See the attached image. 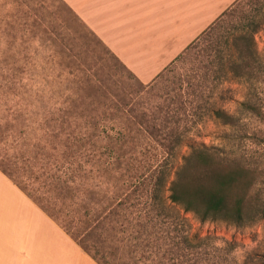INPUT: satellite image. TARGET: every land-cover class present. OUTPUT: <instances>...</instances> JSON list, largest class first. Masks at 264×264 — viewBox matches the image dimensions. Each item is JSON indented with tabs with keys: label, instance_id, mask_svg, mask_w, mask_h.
<instances>
[{
	"label": "rangeland",
	"instance_id": "rangeland-1",
	"mask_svg": "<svg viewBox=\"0 0 264 264\" xmlns=\"http://www.w3.org/2000/svg\"><path fill=\"white\" fill-rule=\"evenodd\" d=\"M261 2L264 4V0ZM257 6L264 13V8ZM247 9L245 14L257 16L254 8ZM245 16L237 14L221 33H225L234 23L247 22ZM255 41L264 63V27L255 34ZM203 49L202 46L193 50L190 55L173 62L152 83L144 84L65 0H0V165H4L9 174L10 164L17 170L13 179L5 175L19 189L18 184L24 186L27 183L31 195L21 190L34 203L38 199H49L55 209L49 213L41 208L40 203H36L49 217L50 213H58L61 207L67 210L63 206L80 210L75 205L79 191H76V199L69 197L66 202L59 199L57 192H48L43 179L39 177L40 173L36 171L44 161L33 158H46L45 162L49 163L47 171L55 174V166L60 159L56 157L59 152L66 155L68 152L64 144L59 143L60 139L50 140L47 139L48 135L59 134L62 138L71 135L74 142V136L82 135L85 128L91 130L95 127V135L86 151L79 153L78 157L63 159L70 162L87 160L89 165H84L92 171L93 188L112 192L107 167L120 158V168L113 171L112 176L121 177V191L131 193L136 190L129 204H136L139 212H148L151 209L147 208L144 200L152 189L160 166L166 162L173 163L172 170L175 172L192 148H208L216 154V158H224L231 165L239 164L252 170L255 186L251 192L250 219L243 224L225 221L201 223L193 214H185L178 207L169 209L166 215L164 207V215L159 220L171 221L180 231H183L182 220H185L194 232L209 239L207 248H203L200 254L217 264H262L264 215H255L254 208H264V115L260 118L248 116L242 110L241 103L248 95V84L240 79H230L217 87L211 85L214 91L204 89L202 107L199 105L191 109L186 119L180 110L182 102L179 100L187 90L184 87L179 91L180 80L196 76L198 62L203 59ZM10 80L19 82L22 88L10 89ZM187 98L188 95L183 101ZM191 99L194 100V97ZM258 102L264 112V82ZM211 104L237 121L233 125H224L211 116ZM119 110H149V114H162L159 121L144 123L126 120V113L122 123L112 116L118 114ZM166 114L170 118L178 115L176 117L180 121L175 123L166 119ZM172 127L181 128L184 135L182 146L171 155L166 154L158 144L161 141L154 136L143 138L140 135V132L146 133L147 129ZM121 129H132L140 139L134 143L123 140L116 144V138L123 133ZM84 155L87 156L84 158ZM26 158H31V165L35 166L36 173L33 175L26 173L24 167L29 164L24 161ZM169 163L165 166L168 172ZM82 182L77 179L71 185L74 189L78 185L83 187ZM132 183L137 185L131 187ZM4 185L7 184L0 177V188ZM164 196H169V193L165 192ZM89 198L87 204L96 210L100 206L96 203L98 199ZM17 201L23 203L22 200ZM151 213L154 215L155 211ZM61 218L65 222L53 220L62 229V226H70L68 219ZM74 227L78 228L79 224L74 223Z\"/></svg>",
	"mask_w": 264,
	"mask_h": 264
},
{
	"label": "trees",
	"instance_id": "trees-1",
	"mask_svg": "<svg viewBox=\"0 0 264 264\" xmlns=\"http://www.w3.org/2000/svg\"><path fill=\"white\" fill-rule=\"evenodd\" d=\"M261 3V0H238L174 61L176 63L190 55L193 50L204 47L203 59L198 62L195 70L196 76L180 80L179 91L185 87L187 90L185 94L189 96L183 101L186 95H181L179 100L182 102L180 110L184 112L186 119L189 118L191 109L199 105L202 107L204 89L214 91V86L217 87L230 79H240L248 84V95L241 103L242 110L248 116L263 117L264 112L258 102V96L264 82V63L258 54L255 41V34L264 27V13L261 8H257L259 7L257 5L264 8V4ZM247 7L254 8L257 16L251 17V14H245L248 11ZM237 14L246 15L244 20L247 22L234 23L225 33H221ZM13 87L22 88V85L10 80V89ZM193 97L194 100L191 99ZM214 107L211 104L209 109L211 116L224 125H233L237 121L224 110ZM126 113V120L144 123L159 121L162 114V112H159V115L156 112L149 114V110L141 112L119 110L118 114L112 116L123 123L125 120L123 115ZM176 116L178 115L170 118L169 114H166V119L177 123L180 118ZM94 128L91 130L85 128L82 135L74 136V142L71 141V135L66 138H62L59 134L48 135L47 139H60L59 143L64 144L68 152V155L59 152L56 157L60 159L57 160L55 174H49L47 171L49 163L45 162L46 158H33V160L44 161L36 171L40 173L39 177L43 179V185L48 188V192H57L59 199L66 202L69 197L74 198L76 191H79L75 205L79 206L80 210L63 206L67 210L61 207L58 213H50V217L62 223L65 221L61 217L68 219L70 226L67 228L62 226L63 229L65 227L66 233L98 264H217L211 258L200 254L203 248H207L209 239L194 232L185 220H182L183 231H180L171 221L161 222L159 217L164 215V207H166V215L169 209L178 207L185 214H193L201 223L225 221L243 224L250 219L248 213L252 211L251 192L255 186L251 177L252 170L239 164L231 165L224 158H216V154L208 148H192L175 172L172 170L173 163L166 162L167 165L168 163L171 165L169 172L166 170L167 167L165 168L166 164L158 167V176L153 180L152 189L144 200L147 208L151 210L139 212L136 204H129L136 190L134 189L131 193L121 191V177L112 176V172L120 168V158L109 163L107 167L111 175L109 182L112 192L107 189L93 188L92 171L87 170L84 165H89L87 160L68 161L69 158L78 157L79 153L86 151L87 145L91 144L92 137L95 135ZM121 131L123 133L116 138V144L123 140L134 143L140 139L133 134L132 129H121ZM145 132L149 135L144 132H140V135L143 138L154 136L161 141L158 144L167 155L174 154L175 150L183 144L184 130L179 127L147 129ZM87 155H84V158ZM24 161L29 162L24 167L27 169L26 173L35 174V166L31 165V158H26ZM0 170L10 179L16 177L17 170L12 164H10V174L4 165H0ZM59 172L61 174H58ZM68 174L69 176L66 177ZM77 179L83 181V187L78 185L74 189L71 182ZM133 185L137 184L132 183L131 187ZM18 186L26 194L31 195L32 191L27 183L24 186L23 184ZM113 189H116V192ZM165 192L169 193V196L165 197ZM87 197L88 199L93 197L95 201L98 199L96 203L100 206L96 210L90 208L86 202ZM41 201L38 199L35 203H40L41 208L48 210V213L54 209L49 199L45 200L46 202ZM254 209L255 215H264L263 207ZM154 211L153 215L151 212ZM74 223L79 224V227L75 228ZM180 232L179 236L175 235Z\"/></svg>",
	"mask_w": 264,
	"mask_h": 264
},
{
	"label": "crops",
	"instance_id": "crops-1",
	"mask_svg": "<svg viewBox=\"0 0 264 264\" xmlns=\"http://www.w3.org/2000/svg\"><path fill=\"white\" fill-rule=\"evenodd\" d=\"M144 84L238 0H65ZM0 264H98L0 171ZM16 200H22L16 202Z\"/></svg>",
	"mask_w": 264,
	"mask_h": 264
}]
</instances>
